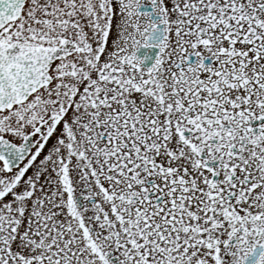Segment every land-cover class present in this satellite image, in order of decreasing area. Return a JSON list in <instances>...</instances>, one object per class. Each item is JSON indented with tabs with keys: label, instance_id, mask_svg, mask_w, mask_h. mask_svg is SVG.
<instances>
[{
	"label": "snow or ice",
	"instance_id": "6c2138e0",
	"mask_svg": "<svg viewBox=\"0 0 264 264\" xmlns=\"http://www.w3.org/2000/svg\"><path fill=\"white\" fill-rule=\"evenodd\" d=\"M0 264H264V0H0Z\"/></svg>",
	"mask_w": 264,
	"mask_h": 264
}]
</instances>
